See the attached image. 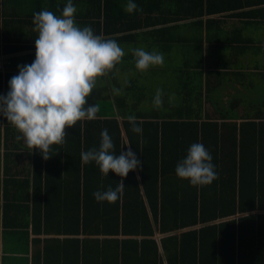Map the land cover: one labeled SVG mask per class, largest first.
Masks as SVG:
<instances>
[{
	"label": "trees",
	"instance_id": "16d2710c",
	"mask_svg": "<svg viewBox=\"0 0 264 264\" xmlns=\"http://www.w3.org/2000/svg\"><path fill=\"white\" fill-rule=\"evenodd\" d=\"M115 1L73 0L77 24L90 26L96 34L116 40L112 35L122 26L112 29L116 27L112 20L120 19ZM227 1L231 2L230 9L264 4V0ZM66 3L67 0H0V55L13 54V60L5 61V65L10 63L14 70L0 71V89L5 86L7 93L9 80L18 74V53H27L21 60L26 64L35 59L38 38L35 14L46 9L60 16ZM258 12L264 16V8L253 11L252 15ZM19 29L27 30L24 35L30 38L21 36L14 40L9 32L18 34ZM250 41L255 52L259 44L253 37ZM243 47V43L237 46L236 52H243ZM256 93L253 90L245 101L237 98L229 106L216 105L224 119L219 122L192 119L203 117L204 98L202 89L189 88L186 103L170 112L167 119L160 120L161 115H155V119H137L143 128L142 134L134 133L126 119L124 136L116 117L99 116L67 129L66 143L53 145L49 159L35 150L34 209L46 203L47 231L59 228L60 233L93 235L66 239V244L72 247L60 245L62 255L74 264H264V212H256L264 211V97L258 99ZM101 102L95 101L99 108ZM232 118L245 120L240 123L227 120ZM3 121L8 124L0 116V146ZM104 129L114 141L116 154L131 147L142 162L141 168L123 178L112 171L104 176L94 162H82V152L99 148ZM7 132L10 133V128ZM197 142L210 151L219 174V179L202 187L192 186L175 171L190 146ZM15 156L6 150L2 159L0 151V163L10 157L16 160ZM121 180L125 188L116 203L95 200V191L115 189ZM36 214L37 221L41 222V213ZM57 214L64 222V229L52 223ZM237 214L245 215L209 224ZM200 223L205 225L167 235L160 241L155 237L157 233ZM99 235L105 237L99 238ZM47 252L50 258L52 247H47Z\"/></svg>",
	"mask_w": 264,
	"mask_h": 264
},
{
	"label": "crops",
	"instance_id": "0c3cea01",
	"mask_svg": "<svg viewBox=\"0 0 264 264\" xmlns=\"http://www.w3.org/2000/svg\"><path fill=\"white\" fill-rule=\"evenodd\" d=\"M127 2L128 0L115 1L117 4L115 9L119 10L120 19L117 21L115 18L111 23L116 26L112 29L122 26V29L112 36L117 38L116 41L122 49L123 47L129 49L123 58L131 59H125L126 64H119L117 70L113 71L114 75L115 73L118 75V72L123 70L128 71V74L143 73L135 67L132 52L135 48H144L148 52L155 50L163 53L165 59L166 57H170L169 60L173 58V62L151 67L148 72L160 69L164 73L167 71L175 73V77L186 89L185 96L190 95L189 88L195 91L202 89L203 117L201 119L200 117L192 118L195 120L211 119L222 122L224 119H221V113L216 105L229 106L237 98L245 101V98L252 93L255 83L254 76L264 70V64L260 63L262 65L259 66L257 63L261 62L258 58L264 54V16L260 14L261 12H258V15L252 14L253 11L264 8V4L230 9L228 7L231 2L227 0H135L142 11L138 9L133 13H128L124 10ZM256 25L260 27L256 28ZM26 32L27 30L21 32L19 29L18 34L11 31L9 34L14 40L21 36L23 39L30 38L24 35ZM252 37L259 44L255 52L250 47ZM242 43L244 51L236 52V47H240ZM25 54L27 53H18L17 56L20 59L18 65L26 64L21 61ZM12 56L13 54L2 53L0 59L11 62ZM250 58H256L257 62L251 64ZM9 64L0 68V71H14ZM130 76L128 77L131 78L130 80H127V77L124 78L130 83L127 87H124V81L117 83L122 96L115 95L113 89L108 88L107 91L110 92L106 94L93 92L89 98L90 104H95L96 99L106 101V104L101 102L100 114L97 117H116L121 123L124 136L126 133L123 121L129 115H135L139 120L155 119V115H161L160 120L167 119L170 112L177 110L183 104L177 105V102L171 101L166 92H163L161 94L162 104L156 106L154 100L157 94L152 92L153 84L142 79V76L140 78L131 74ZM129 91H134V93L130 94ZM0 94H6L5 86L3 90L0 89ZM257 95L258 93L255 94ZM121 106L133 107V110L123 112ZM241 109L243 108H240V112H242ZM227 120L240 123L245 119ZM2 127L0 146L2 159H4L5 151L9 150L16 154V160L10 157L8 161L3 160L0 163V264H74L62 255L64 252L59 250L60 245L63 248L70 247V243L66 244V239L91 238L93 235L60 233L59 228L47 231L44 218L46 203H42L38 211L34 209V206L36 207L33 172L35 150L31 151L24 139L17 138L20 133L11 124L3 121ZM9 128L10 133L7 132ZM27 179L30 180L29 184L25 181ZM20 185L22 186L19 187ZM44 195L43 193L40 196ZM39 212L42 217L41 222L35 217ZM245 214L218 219L209 224ZM57 215V217L54 215L55 220L52 223L64 229V222L59 218V214ZM204 225L200 223L165 234L157 233L155 237L160 241L167 235L180 234ZM26 234L29 236L27 237ZM158 234L160 238L157 237ZM98 237L104 238L105 236L99 235ZM47 247H52V252H49L50 258L47 257Z\"/></svg>",
	"mask_w": 264,
	"mask_h": 264
},
{
	"label": "clouds",
	"instance_id": "9594fccd",
	"mask_svg": "<svg viewBox=\"0 0 264 264\" xmlns=\"http://www.w3.org/2000/svg\"><path fill=\"white\" fill-rule=\"evenodd\" d=\"M138 9L135 0H128L124 6L128 13ZM76 12L73 0H67L60 16L46 9L35 14L38 31L35 59L31 64L19 65L18 74L9 80V90L0 94V116L20 133L18 139H24L31 151L39 150L44 159L51 157L53 145L66 143L67 129L78 122L97 118L99 104H90L89 98L99 79L117 70L125 56L115 39L96 34L90 26L80 27ZM132 52L139 71L146 72L165 63L161 52H148L144 48H135ZM154 103L162 104L160 90ZM127 119L132 131L142 134L137 117L129 115ZM81 159L85 164L94 162L104 176L112 171L126 178L130 171L142 167L131 147L116 154L107 129L101 133L99 148L82 152ZM175 171L179 178L188 180L194 187L207 186L219 179L212 154L199 142L190 146ZM124 188L121 180L115 189L98 190L93 196L97 202L116 203Z\"/></svg>",
	"mask_w": 264,
	"mask_h": 264
},
{
	"label": "rangeland",
	"instance_id": "374dc122",
	"mask_svg": "<svg viewBox=\"0 0 264 264\" xmlns=\"http://www.w3.org/2000/svg\"><path fill=\"white\" fill-rule=\"evenodd\" d=\"M127 4V3H126ZM124 52L127 54L129 52L128 48L123 47ZM170 57H166L165 63L164 64H168L173 62V58L171 60H169ZM125 59H131V58H123L122 63L126 64V60ZM251 59V64H254L255 59L256 58H250ZM262 64H264V54H261V57L258 58ZM169 60V61H167ZM130 63V62H129ZM261 64V65H262ZM160 69H154V71H146L143 73H130L132 76H135L136 78H140V76H142V79H144L147 82L152 83V92H156L157 94V90L161 91V94H163V92H166L167 96H169V99L171 101H173L174 103L177 102V105L179 103H185V91L186 89L183 87V85L181 84L180 80L177 79L175 77V73L173 72H165L160 70ZM128 71L123 70L122 72H118V75L114 72L102 77L99 79L98 84L96 89L94 90V93L96 94H106L110 91H107L108 88H112L115 95H119L122 96V92H119V85L117 83H119L120 81H124L125 85L124 87H127V84H130L128 81L126 82V80L124 79L125 77H127V80H130L131 77L130 74L127 73ZM124 77H123V76ZM176 78V79H174ZM255 78V83H254V90L255 92H258V96H256V98L258 97H264V70H261L257 75L254 76ZM118 79V80H117ZM112 85H111V84ZM118 90V91H117ZM127 91V90H126ZM129 93H134V91H129ZM154 94V93H153ZM249 99H251V97H249ZM263 99V98H262ZM104 104H106V101H102ZM108 105H110L109 103H107ZM121 109L126 110V112L133 110V107L129 108L127 106H121ZM242 110V109H241ZM160 235L158 234L157 237H159Z\"/></svg>",
	"mask_w": 264,
	"mask_h": 264
},
{
	"label": "built area",
	"instance_id": "2783aa9c",
	"mask_svg": "<svg viewBox=\"0 0 264 264\" xmlns=\"http://www.w3.org/2000/svg\"><path fill=\"white\" fill-rule=\"evenodd\" d=\"M4 66H5V60L0 59V68H4Z\"/></svg>",
	"mask_w": 264,
	"mask_h": 264
}]
</instances>
